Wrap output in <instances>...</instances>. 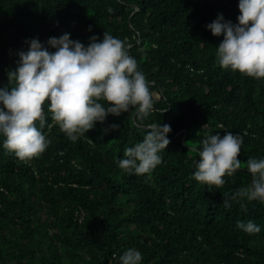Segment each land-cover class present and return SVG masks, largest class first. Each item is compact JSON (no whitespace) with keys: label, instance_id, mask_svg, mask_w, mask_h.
<instances>
[{"label":"trees","instance_id":"obj_1","mask_svg":"<svg viewBox=\"0 0 264 264\" xmlns=\"http://www.w3.org/2000/svg\"><path fill=\"white\" fill-rule=\"evenodd\" d=\"M238 2L0 0V88L12 86L8 73L26 41L54 52L50 37L68 33L87 46L106 32L125 42L154 103L142 122L131 108L75 142L45 104L41 131L50 144L28 161L0 136V264H119L129 248L141 264H264V202L231 200L253 179L247 159L264 158V79L222 69L223 36L206 27L218 15L237 23ZM153 123L171 128L162 162L147 174L124 172L117 160ZM224 131L243 137L241 168L220 187L195 181L202 140ZM238 221L260 231L249 235Z\"/></svg>","mask_w":264,"mask_h":264},{"label":"clouds","instance_id":"obj_2","mask_svg":"<svg viewBox=\"0 0 264 264\" xmlns=\"http://www.w3.org/2000/svg\"><path fill=\"white\" fill-rule=\"evenodd\" d=\"M238 10L235 24L218 15L206 25L213 36H223L216 47L217 62L222 69L264 79V0H239ZM26 43L28 50L18 53V66L8 73L12 86L0 88L3 147L20 161L39 157L50 144L41 131L46 123L45 104L51 119L73 142L108 115L120 116L135 108L142 122L154 110L149 82L124 41L103 32L102 39L92 36L85 46L65 33L47 40L54 52L36 38ZM170 131L168 124L147 125L143 141L126 148L125 158L117 160L119 168L129 174L150 173L162 162L159 153L170 143ZM224 132L222 137L216 133L202 140L199 160L194 162L195 181L220 187L225 176L241 168L243 137ZM245 166L253 177L251 184L235 191L231 200L264 202V158H248ZM224 207H230L227 199ZM237 227L249 235L260 231L252 221H238ZM141 260V253L129 248L119 264H141Z\"/></svg>","mask_w":264,"mask_h":264}]
</instances>
